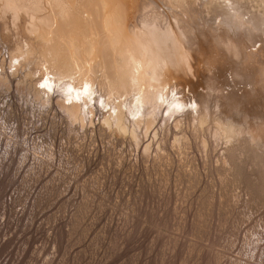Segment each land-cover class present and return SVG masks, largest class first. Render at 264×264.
<instances>
[{
	"label": "rangeland",
	"instance_id": "374dc122",
	"mask_svg": "<svg viewBox=\"0 0 264 264\" xmlns=\"http://www.w3.org/2000/svg\"><path fill=\"white\" fill-rule=\"evenodd\" d=\"M14 83L0 88V264H264V170L224 166L223 144L203 148L183 120L172 145L183 113L168 102L135 141L102 127L96 98L80 127Z\"/></svg>",
	"mask_w": 264,
	"mask_h": 264
},
{
	"label": "bare ground",
	"instance_id": "6f19581e",
	"mask_svg": "<svg viewBox=\"0 0 264 264\" xmlns=\"http://www.w3.org/2000/svg\"><path fill=\"white\" fill-rule=\"evenodd\" d=\"M13 82L80 127L96 98L102 127L135 141L168 102L172 145L191 126L224 166L264 170V0H0V88Z\"/></svg>",
	"mask_w": 264,
	"mask_h": 264
}]
</instances>
